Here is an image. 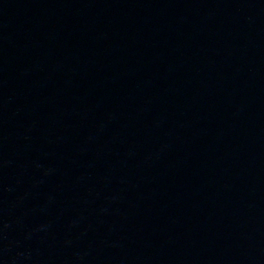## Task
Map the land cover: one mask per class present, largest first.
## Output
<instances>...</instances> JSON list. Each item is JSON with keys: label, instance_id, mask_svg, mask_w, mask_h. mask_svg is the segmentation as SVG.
<instances>
[{"label": "water", "instance_id": "95a60500", "mask_svg": "<svg viewBox=\"0 0 264 264\" xmlns=\"http://www.w3.org/2000/svg\"><path fill=\"white\" fill-rule=\"evenodd\" d=\"M0 264H264V0H0Z\"/></svg>", "mask_w": 264, "mask_h": 264}]
</instances>
